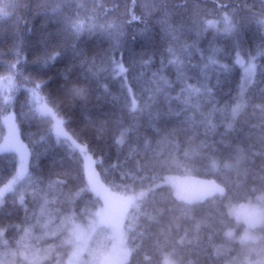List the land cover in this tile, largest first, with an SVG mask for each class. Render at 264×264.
<instances>
[{
    "label": "trees",
    "instance_id": "trees-1",
    "mask_svg": "<svg viewBox=\"0 0 264 264\" xmlns=\"http://www.w3.org/2000/svg\"><path fill=\"white\" fill-rule=\"evenodd\" d=\"M36 2L44 7L35 13H26L28 24L20 25L24 43L17 58L15 51L5 54L10 38L2 33L11 32V26L18 22L19 0H0V18H3L0 23V141L4 135L1 117L12 109L20 140L29 153L28 174L5 194L0 205V264H66L68 233L73 220L84 219L87 211L95 208L99 201L88 188L83 154L92 160L90 167L101 187L121 196L143 192L131 202L124 217L129 253L123 264H164V256L174 264H264V223L251 228L256 233L252 239L240 240L246 225L230 213L231 207L258 201L259 195H264V98L252 97L235 118L229 112L211 124L199 112L195 119L161 116L157 123L159 132H156L148 127L149 112L164 106L160 103L145 108L146 104H152L149 92L155 98L158 96L156 86H165L163 76L175 79L171 69L151 77L159 67L157 56L150 67H137V72L144 74L147 91L139 96L140 109L136 113L127 111L133 99L131 94L127 100L121 99L113 105L108 102L107 94L90 91L83 80L73 79L63 89H58L54 83L43 89L40 93L43 98L39 99L29 91L34 86L33 81L24 77L36 71L32 61L42 53L40 41L56 27L49 17L59 0ZM225 2L229 24H225L212 0H185L183 6L187 11L184 15L194 18L201 32L205 30L204 19L218 21L214 27L207 26L206 38L201 40L200 47H207L214 32L238 27L237 18L251 19V25L244 32L245 48L251 46L255 38L252 26L264 27L261 0H219V3ZM94 3L98 5L94 13L96 27L89 28L85 18L81 33L84 38L81 44L87 49L89 58L109 41L122 38L125 31L132 50L139 51L147 46L144 39L132 40V29L125 23L132 0H94ZM56 14L59 15V11ZM101 23L103 28L99 27ZM27 27L32 28V33L27 32ZM185 39L186 34L175 30H169L164 37L165 44L173 46L171 55L177 56V63L183 58L177 50ZM188 39L194 42L196 37ZM46 42L49 51L60 43L55 34L47 37ZM47 54L43 52L44 56ZM216 57L220 63L224 62L221 54ZM17 59L20 63L16 68L5 65L6 61ZM124 59H128L127 51ZM76 62L69 50L62 53L58 63L66 67ZM124 66L127 68L128 64ZM209 71L214 73V83L218 69ZM111 74L113 79L108 83L117 95L115 81L123 77H118L115 71ZM240 74L237 68L229 79L222 77L220 93L235 87ZM104 75L106 73L101 72L100 79ZM133 86L138 94L140 86L135 83ZM75 88L84 89V92L77 95L73 91ZM40 100L64 120L65 129L73 138L87 145L86 152L81 153L61 137L60 145L46 156L37 161L30 157L31 142L39 138L32 134L41 129L50 131L53 123L49 115L41 114ZM189 111L194 112V107ZM117 136L122 143L115 142ZM34 164L36 168L32 167ZM16 167L14 152L0 153V186L12 177ZM32 172L40 175L43 182L30 179ZM169 176L212 180L224 191L200 200H183L176 197L170 185L163 183ZM22 190L23 205L17 200ZM82 264L92 263L84 257Z\"/></svg>",
    "mask_w": 264,
    "mask_h": 264
},
{
    "label": "snow or ice",
    "instance_id": "snow-or-ice-1",
    "mask_svg": "<svg viewBox=\"0 0 264 264\" xmlns=\"http://www.w3.org/2000/svg\"><path fill=\"white\" fill-rule=\"evenodd\" d=\"M212 2L216 4L225 24H229V16L226 11L228 4L226 2L219 3V0H212ZM184 3L185 0L179 3L176 0H132L131 7L128 9L129 16L125 23L132 29V40L135 41L139 37L147 42V46L140 48L139 51L132 50L128 44V33L125 31L122 38L109 41L99 53L93 54L89 58L87 49L81 44L84 39L81 33L86 19L89 28L96 27L97 16L94 13H96L98 5L94 3V0H59L51 9L52 15L49 17L50 22L56 27L46 33L45 39L40 41L42 53L32 61V65L36 69L35 73L29 72L24 77L26 80L33 81L34 86L29 91L37 98L42 99L40 93L45 87H50L55 83L58 89H63L73 79L83 80L88 84L90 91L97 92L99 90L107 94L108 102L113 105L118 104L121 99L127 100L131 94L133 99L130 108L127 107V111L136 113L140 109L139 96L147 91V87H144V74L138 73L137 67L140 69L150 67L158 56L159 67L152 72L151 77H155L158 73L162 75L171 69L175 72V79L170 80L167 76H163L165 86L161 88L157 85L155 89L158 96L153 98L149 92L152 104H146L145 108H152L160 103L164 107H157L155 111L149 112L148 127L159 132L157 123L161 116L195 119L196 112H199L210 124L217 117L223 118L229 112L235 118L249 99L252 97L264 98V27L252 26V34L255 38L252 45L245 48L244 32L246 27L251 25V19L237 18L238 27L233 26L222 29L219 33L214 32L207 47L202 48L200 43L203 38H206L207 26L214 27L218 21L204 19L205 30L201 32L194 18L185 17L184 13L187 10L183 6ZM43 7L44 5L36 0H19L16 11L18 22L11 26V32L5 30L2 33L10 38L6 55L15 51L17 58L19 57L21 46L24 43L20 25L28 24L26 13L30 11L35 13ZM260 7L262 9L260 15H264V0H261ZM57 11H59V15L56 14ZM207 11L211 13L212 9ZM133 22L138 23L133 24ZM0 23H3V18H0ZM99 27L103 28V23L99 24ZM169 30L186 34L185 41L179 45L177 50L178 54L183 57L179 63H177V56L171 55L173 46L164 42V37ZM27 32L32 33V28L27 27ZM225 32L228 34L225 35ZM53 34L59 37L60 43L59 46L53 47L49 51L46 40ZM192 36L196 37L194 42L188 39ZM69 50L77 62L62 67L58 62L62 53ZM126 51L128 52L127 61L124 59ZM43 52L48 54L44 56ZM216 54L223 56V63H220ZM146 56L149 57L148 60L143 59ZM197 57H199L198 60ZM25 62L27 63L26 58ZM19 63L20 61L17 59L15 62L6 61L5 65L16 68ZM125 63L128 64L127 68L124 66ZM237 68L241 70V74L235 87L220 93L223 84L222 77L229 79ZM209 69H218L215 72L214 83V73ZM112 71H115L118 77H123V79L115 81L118 84L117 95L113 94L111 85L108 83L113 79ZM101 72L106 73L103 79H100ZM190 81H195V83ZM134 83L136 86H140L138 94L134 91ZM152 83L155 84L156 81L153 80ZM73 91L79 95L84 92V89L75 88ZM97 98L99 99L98 93ZM193 107L195 111L190 112L189 109ZM85 110H87V106H85ZM40 112L41 114L51 113L52 109L45 103L41 106ZM64 125L63 119L54 116L50 131L41 129L37 133H33V136L39 138L31 142L30 157L37 161L46 156L60 145L61 137L70 140L81 153L85 152L87 145L73 138ZM228 127H231V124ZM115 142L122 143L121 137L117 136ZM32 167L36 168L37 165L34 164ZM26 174H28V170L21 167L17 173V179L23 178ZM33 178L36 183L43 182L42 177L35 172L31 173L30 179ZM15 184L16 180L5 182L0 186V196L12 190ZM17 200L21 205L24 204L23 190ZM0 205H2V201H0Z\"/></svg>",
    "mask_w": 264,
    "mask_h": 264
},
{
    "label": "rangeland",
    "instance_id": "rangeland-1",
    "mask_svg": "<svg viewBox=\"0 0 264 264\" xmlns=\"http://www.w3.org/2000/svg\"><path fill=\"white\" fill-rule=\"evenodd\" d=\"M44 104L45 101L40 100L38 108L40 109ZM44 113L49 115L53 122L54 116L60 118L53 109L51 113ZM1 123L4 127V135L0 141V153L12 151L17 156L16 171L7 182L16 180L17 183L19 180L17 173L21 167L25 169L28 167V149L20 140L12 109L2 115ZM83 159L88 188L99 201L95 208L87 211L84 219L73 220L68 233L69 249L66 264H82L84 257L92 264H123L129 253L127 235L123 227L124 217L129 211L131 202L143 192L121 196L101 187L91 170L92 160L87 154H83ZM163 183L173 188L176 197L187 201L200 200L224 191L221 185L212 180L191 177L169 176ZM14 187L15 185L13 189ZM7 192L0 196V201L3 202ZM259 197L258 201L242 203L230 208L231 215L246 225V229L239 237L240 240L252 239L256 233L251 231V228L264 223V195ZM163 262L174 264L168 256H164Z\"/></svg>",
    "mask_w": 264,
    "mask_h": 264
},
{
    "label": "water",
    "instance_id": "water-1",
    "mask_svg": "<svg viewBox=\"0 0 264 264\" xmlns=\"http://www.w3.org/2000/svg\"><path fill=\"white\" fill-rule=\"evenodd\" d=\"M86 150H87V148H86ZM86 150H85V152H86Z\"/></svg>",
    "mask_w": 264,
    "mask_h": 264
}]
</instances>
